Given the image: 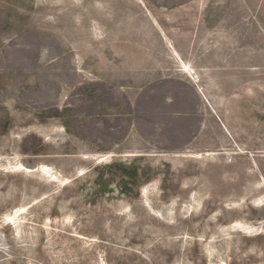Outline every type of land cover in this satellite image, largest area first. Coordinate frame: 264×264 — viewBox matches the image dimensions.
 <instances>
[{"label": "rangeland", "instance_id": "374dc122", "mask_svg": "<svg viewBox=\"0 0 264 264\" xmlns=\"http://www.w3.org/2000/svg\"><path fill=\"white\" fill-rule=\"evenodd\" d=\"M0 264H264V0H0Z\"/></svg>", "mask_w": 264, "mask_h": 264}, {"label": "bare ground", "instance_id": "6f19581e", "mask_svg": "<svg viewBox=\"0 0 264 264\" xmlns=\"http://www.w3.org/2000/svg\"><path fill=\"white\" fill-rule=\"evenodd\" d=\"M178 60H179V62H180V70L183 72V73H185V74H187L190 78H191V75H192V67L190 66V65H188V63H186V62H184L180 57H179V55H178ZM193 79V78H192ZM199 91H200V88H199ZM201 92V91H200ZM210 154H212V153H210V152H208V153H205L204 155H206V156H209ZM203 155H200V157H202ZM104 157V156H103Z\"/></svg>", "mask_w": 264, "mask_h": 264}, {"label": "crops", "instance_id": "0c3cea01", "mask_svg": "<svg viewBox=\"0 0 264 264\" xmlns=\"http://www.w3.org/2000/svg\"><path fill=\"white\" fill-rule=\"evenodd\" d=\"M197 91H198V89H197ZM198 93H199V91H198Z\"/></svg>", "mask_w": 264, "mask_h": 264}]
</instances>
